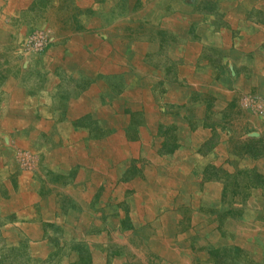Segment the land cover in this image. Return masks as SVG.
<instances>
[{
    "label": "rangeland",
    "instance_id": "1",
    "mask_svg": "<svg viewBox=\"0 0 264 264\" xmlns=\"http://www.w3.org/2000/svg\"><path fill=\"white\" fill-rule=\"evenodd\" d=\"M258 29L264 0H0V264H141L137 227L168 264H251L254 218L229 225L264 203Z\"/></svg>",
    "mask_w": 264,
    "mask_h": 264
},
{
    "label": "crops",
    "instance_id": "2",
    "mask_svg": "<svg viewBox=\"0 0 264 264\" xmlns=\"http://www.w3.org/2000/svg\"><path fill=\"white\" fill-rule=\"evenodd\" d=\"M194 14H197L198 15V13H194ZM174 15H178V16H180V14H178V13H174ZM203 18V17H202ZM193 21H195L194 19H192ZM206 20V19H205ZM196 22V21H195ZM200 27V29H201V27L204 29H207V27H209V25H208V23H204V24H202V25H200L199 26ZM263 31H264V29H262ZM223 31H224V27H221L220 28V33H219V35L220 34H223ZM251 32H252V34L251 35H253L254 37H255V39H258V38H260V37H264V34H262V32H260V29H258V30H251ZM218 35V33H217V35H215V36H219ZM187 41H189V40H187ZM189 54V53H188ZM190 55V54H189ZM189 56H186V59L188 58ZM29 97H31V96H29ZM35 98H37V97H35ZM31 100L28 98V97H26L25 95H23V94H19L17 91L15 92V93H13V94H11V96L9 97V99H7V104H9V105H11V106H9V109L10 110H12V112L13 113H16V110H21L22 108H21V105H23V104H29V102H30ZM33 103H36V102H34V101H32ZM32 104V103H31ZM56 150H58L57 148H55ZM61 151V152H60ZM60 151H59V153H61L60 154V156L62 155V149L60 148ZM50 155V154H49ZM49 155H46V157H48ZM50 157V156H49ZM49 157H48V160H49ZM47 159V158H46ZM53 159H54V156H53ZM50 161V160H49ZM262 161H264V154L263 155H260L259 157H257V159L254 161V165L256 164V165H258V166H260L261 165V163H262ZM54 163V161H50V163ZM51 165V167H53V168H57L56 166H55V163L54 164H50ZM54 169V170H55ZM56 171V170H55ZM251 191L254 193H252L253 195H255V192H257V191H259L260 192V189L258 188V187H255V188H251ZM139 194H140V192H138ZM148 193L149 192H147V194H146V198H145V200H146V202H148V200L149 199H152V197H154L155 196V194L153 193V191L151 190V192L149 193V195H148ZM158 194H160V191H158ZM143 195V194H142ZM148 196H149V199L147 200V198H148ZM109 201H112V198H109ZM244 210L245 211H250V213H251V215H249V216H244L243 215V212H244ZM263 214H264V203H263V201L262 200H259V199H255V200H250L249 198L247 199V203H246V205H245V208L242 210V212H241V216L237 219V220H230L228 223L229 224H231L230 222H232V224L231 225H229L232 229H233V226L234 225H236V227H235V229H233V231H232V238H234V235H238L239 233H242L243 232V228L241 229V231L239 232V230H238V226H240L241 225V223L243 224V221H244V219H246V218H249V217H253L254 218V221H253V223L254 224H256V227H255V229H256V233L257 234H255V236L257 237V235H259V237L262 239H260L259 241H255L254 242V245H253V247H255L256 245H258V247L260 248L259 250L258 249H250V250H254V251H251V252H249V251H245L244 249L242 250V252H241V254H242V257L244 258H247L248 260H250L251 261V264H259L260 262H261V260H260V253L262 254L263 252L262 251H264V248H261L260 246L264 243V231L263 232H261V228H262V226H263V229H264V219L262 218V216H263ZM190 218H191V222H192V224H198V226H199V230L201 231V232H203L205 235H211L212 233H213V228H212V224L210 225H208L207 224V218L205 219V218H203V217H201V215H200V213L197 211V210H191L190 211ZM201 220H204L203 221V223H202V221ZM115 221H117L115 218H112V215H110L108 218H107V223H106V225H104L103 224V226H102V230H101V232H98V228L99 227H101V220H97V221H95L94 222V224L96 225L95 227H94V232H90V231H87V232H85V234H84V232L82 231V234H81V237H80V240L81 241H83L84 239H85V244L87 245V246H89L91 249H93V246L94 245H96V244H98V243H100V242H102V240L105 238V239H107V234L108 233H112V222H114L115 223ZM199 222H201L200 224H199ZM81 225V224H80ZM79 225V226H80ZM135 226L137 227V225L135 224ZM35 227V226H34ZM87 228V227H86ZM88 229V228H87ZM126 229H128V228H126ZM137 229H138V237H139V244H141L142 245V252L140 253V255H141V257L139 258V262L141 263V264H168V262H169V260H166V259H164L163 257H161V255L160 254H155V253H153V251L155 252H158L159 251V248L160 247H164V246H166L167 244H164V240H161L160 239V237L159 236H154V235H156V234H153V235H151L150 236V234H149V232L151 231L149 228H147V229H141L140 231H139V228L137 227ZM161 230V229H160ZM77 231H80V227L78 228V230ZM135 231H136V229H135ZM230 231H231V229H230ZM34 232H35V230H34ZM125 232H126V236H127V233H128V230H125ZM230 234V235H231ZM33 235V234H32ZM31 235V236H32ZM77 236H79V235H77ZM226 236H228V233L227 234H225V237ZM223 236H220V238H219V240L222 238ZM110 239V238H109ZM220 242H225V241H222V239H221V241ZM226 242H227V237H226ZM263 242V243H262ZM237 243V242H236ZM260 243H262L261 245H259ZM47 247V246H46ZM167 247V246H166ZM184 247H187V246H184ZM257 247V246H256ZM257 247V248H258ZM144 248H149L148 250H146V249H144ZM243 248V247H242ZM97 250V249H96ZM96 250H95V252H94V254H93V260L95 259V256H96ZM145 250L146 251H150L149 253L147 252V254H146V252H145ZM174 250V249H173ZM259 251H260V253H259ZM150 253H153V254H155V256L153 257V254L151 255ZM173 253V252H172ZM184 254H187V251H185L184 252ZM201 254H204V253H202L201 252ZM253 258H250V256ZM96 258H97V256H96ZM96 261H97V259H96ZM209 261V262H208ZM207 261V259H205V262L203 261V262H201V260H200V264H213V262L211 261V260H208ZM244 263V260H242L241 258L240 259H238L237 261H236V264H243Z\"/></svg>",
    "mask_w": 264,
    "mask_h": 264
}]
</instances>
